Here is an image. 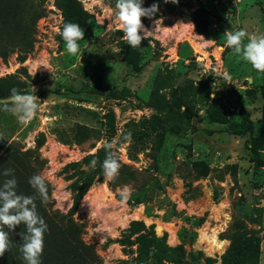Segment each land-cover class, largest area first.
I'll use <instances>...</instances> for the list:
<instances>
[{"label":"rangeland","instance_id":"374dc122","mask_svg":"<svg viewBox=\"0 0 264 264\" xmlns=\"http://www.w3.org/2000/svg\"><path fill=\"white\" fill-rule=\"evenodd\" d=\"M79 1L91 16L94 38L79 43L75 55L66 51L60 35L65 20L55 0H21L23 18L9 11L6 29H0V43L8 44L17 38L18 29L30 26L34 10L45 11L32 30L34 45L24 63L17 50L7 57L0 55V79L19 78L41 101L36 115L25 123L0 106V153L10 161L5 170L12 169L15 178L25 175L21 164L30 165L34 157L23 154L36 152L43 162L38 174L51 187L48 209L66 215L74 205L71 185L79 178V169L67 166L97 154L104 148L102 141L115 140V157L138 171L137 179L125 181L118 173L108 180L98 161L95 168L84 165L89 174L101 168L102 178H95L73 214L84 240L95 247L103 264H127L136 258V248L130 251L118 243L134 221L154 227L158 237L166 234L172 248L184 240L183 264H205L206 259L223 264L230 236L236 230L256 231L261 239L259 264H264V150L259 159L249 150L252 138L264 140L259 93L264 75L226 44V32L264 35V0H179L175 4L142 0L143 7L157 4L159 10L151 18L142 17L150 32L141 42L140 73L125 61L128 44L121 38L116 0ZM199 9L209 24L207 35L192 21ZM168 70L174 73V81L163 94L170 101L180 95L181 87L193 85L183 97L194 114L193 128L179 134L171 132L181 122L177 107L166 114L146 107L157 75ZM251 77L255 85L249 83ZM212 104L225 109L229 124L210 121ZM244 113L255 131L238 137L232 126L241 124ZM154 115L159 118L148 123ZM130 124L142 126L136 129ZM79 126L93 131L86 135ZM128 133L138 136L131 155ZM160 133L165 134L169 151L166 173L157 174L146 170ZM42 135L45 144L37 148ZM10 146L15 148L7 152ZM206 168L208 174L202 176ZM153 175L162 184L154 190L147 186L154 182L147 181ZM125 187L131 194L122 199ZM53 220L59 222L58 217ZM56 228L51 224V237ZM215 234L224 243L220 249L213 244Z\"/></svg>","mask_w":264,"mask_h":264},{"label":"trees","instance_id":"16d2710c","mask_svg":"<svg viewBox=\"0 0 264 264\" xmlns=\"http://www.w3.org/2000/svg\"><path fill=\"white\" fill-rule=\"evenodd\" d=\"M56 6L61 10L65 23L72 22L77 23L84 29L85 35L84 39L80 40L78 43L91 42L94 38L92 28L90 25L91 16L83 8L79 0H55ZM165 3V2H164ZM168 3V2H167ZM22 2L17 0V4L11 0H0V29H6V23L10 18L9 11L15 10V17L22 19L24 13L21 10ZM16 6V8H15ZM17 10V11H16ZM201 9L192 18L196 29L198 31L209 33V24L207 19L202 18L199 14ZM44 10H34L31 17V24L27 28L18 29V36L13 39L10 43L4 44L0 43V55L7 57L10 51L17 50L20 52L21 62L24 63L26 56L33 49L34 41L32 39V30L35 29L36 22L44 16ZM186 17V15H184ZM188 19V16L186 17ZM3 25V26H2ZM2 26V27H1ZM31 35V37H30ZM143 41V40H142ZM142 47L131 48L127 46V54L125 61L133 68L137 73H140L142 69ZM24 75L28 77L27 71L24 69ZM171 71V70H170ZM165 75L160 72L155 80L154 90L152 91L149 100L146 102V107L151 108L157 114L174 113V107L179 109V117L181 122L171 129L173 134H179L182 130H192L191 120L194 116L191 112L188 103L183 97L187 96L190 88L193 85L180 88V95L174 96V100L170 101L163 90L170 88L174 81V73L170 72ZM264 74V72H260ZM17 89L21 93H29L26 88V83L17 77H8L0 79V100L8 97L10 95L11 89ZM196 90V89H195ZM259 93L263 100L262 107V118L260 123L264 125V85L259 87ZM81 101H85L81 99ZM182 107H186L185 111H181ZM208 117L212 123L218 124H229V119L225 109L221 106L212 104L208 110ZM159 116H152L148 123H155ZM113 122V120H112ZM130 126L139 129L142 124H130ZM80 129L85 131V134H91L93 130H89L86 127L79 126ZM234 127L233 134L240 137L247 134H253L255 131L254 123L249 119V116L244 113V119L241 124ZM111 128L114 130V125ZM137 133V132H136ZM130 141V154L134 148L137 141V134L133 133ZM77 143L80 141L76 140ZM112 141V140H108ZM45 144V137H42L37 142V148H41ZM15 148L10 146L7 150ZM249 150L254 157V159H259L264 150V140L262 138H252L249 143ZM169 149L165 146V134L160 133L155 139V143L151 147V152L149 157L152 160L147 172H156L157 174L166 173V164ZM15 153V152H14ZM23 155L33 156V162L30 165L23 166L22 169L25 170V175H17V192L18 194H23L27 196H36V206L37 212L42 216L48 225V231L45 233L44 238V249L43 254L40 257L41 264H103V261L94 246L88 244L83 238V229L74 219L73 214L77 210L81 200L89 191L91 185L93 184L95 178H102V169L94 170L91 174L85 172L82 168L84 165H90L93 159H96L102 166L103 161L106 157L105 149L102 148L97 152V154L89 156L80 163H72L67 166V169L74 168L79 169V178L75 180L71 185V190L73 193V208L69 214H52L48 206L50 204L51 187L48 186L49 200L47 204L41 203L40 197L37 195L35 190L29 184V178L35 174H38L39 170L43 166V162L37 156L36 152L28 151ZM12 156L17 157L18 155L12 154ZM120 164L119 175L125 181H135L138 171L133 168L122 164L121 161L116 157ZM7 163H10L5 155L0 153V186L3 182L7 180V176L4 175L5 167ZM209 168L203 172L202 176L208 174ZM73 179V178H72ZM153 180L148 184V188L154 190L156 187H161L162 184L158 177L150 176L147 181ZM55 216V217H54ZM59 218V222H54L53 219ZM51 224H56L57 228L54 231V236H50ZM241 229L240 227H238ZM7 231V229H6ZM26 231L23 224L17 226L14 231L9 232V237L11 239V245L9 250L0 257V264H26L23 259L22 253L19 250V245L22 243V238L20 233ZM236 232L230 236L231 245L230 248L223 259V264H259L260 263V253H261V239L257 235L256 231L244 230L241 233ZM118 243L124 249H130L134 251L133 255L136 258L131 262H126L127 264H183V252H184V240H182V245L176 248H172L168 244V236L165 234L163 237H158L154 227H147L146 224L139 221H134L131 223L130 227L124 232L122 238L118 240ZM205 264H213L211 259H206Z\"/></svg>","mask_w":264,"mask_h":264},{"label":"clouds","instance_id":"9594fccd","mask_svg":"<svg viewBox=\"0 0 264 264\" xmlns=\"http://www.w3.org/2000/svg\"><path fill=\"white\" fill-rule=\"evenodd\" d=\"M164 2L167 3L169 0H164ZM171 2L175 4L179 0H171ZM115 8L116 18L121 25L120 31L123 33L121 38L131 48L140 47L142 40L147 38L150 32L144 27L142 17L151 18L159 10V6L153 4L145 8L142 6V0H116ZM142 32L143 35H141ZM60 35L65 43L66 51L75 55L80 48L78 42L84 39L85 32L79 24L66 22ZM245 39H247L246 43ZM226 44L232 49L233 54L240 56L254 70L264 72V35L253 36L244 30L226 32ZM40 102L35 93H21L13 88L10 90V95L0 101V106L4 111L16 116L21 123H25L36 115ZM125 139L130 140L131 133H128ZM115 144V140L102 141L106 152L102 168L108 180L114 179L120 168L112 151ZM96 164L97 160L93 159L89 166L95 168ZM12 173V169L5 170L4 175L12 178L5 180L0 186V257H3L10 248L9 232L23 224L26 231L20 233L22 243L19 245L23 259L26 264H41L40 257L43 254L44 237L48 231V225L37 212L36 196L18 194L17 180ZM29 184L40 197L41 203L47 204L49 194L45 177L35 174L29 178ZM130 194L127 187L120 192L122 199H127Z\"/></svg>","mask_w":264,"mask_h":264},{"label":"bare ground","instance_id":"6f19581e","mask_svg":"<svg viewBox=\"0 0 264 264\" xmlns=\"http://www.w3.org/2000/svg\"><path fill=\"white\" fill-rule=\"evenodd\" d=\"M213 244L220 249V248H222V245L224 243L220 242L218 237L215 234L214 237H213Z\"/></svg>","mask_w":264,"mask_h":264},{"label":"crops","instance_id":"0c3cea01","mask_svg":"<svg viewBox=\"0 0 264 264\" xmlns=\"http://www.w3.org/2000/svg\"><path fill=\"white\" fill-rule=\"evenodd\" d=\"M262 75H264V74H262ZM249 83H251V84L253 83L255 85L253 77L250 78ZM259 87H261V86H259Z\"/></svg>","mask_w":264,"mask_h":264}]
</instances>
